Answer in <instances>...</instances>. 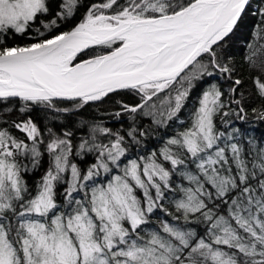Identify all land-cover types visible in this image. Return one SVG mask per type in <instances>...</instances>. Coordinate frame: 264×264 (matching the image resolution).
Here are the masks:
<instances>
[{"label": "snow or ice", "instance_id": "obj_1", "mask_svg": "<svg viewBox=\"0 0 264 264\" xmlns=\"http://www.w3.org/2000/svg\"><path fill=\"white\" fill-rule=\"evenodd\" d=\"M0 264H264V0H0Z\"/></svg>", "mask_w": 264, "mask_h": 264}, {"label": "trees", "instance_id": "obj_2", "mask_svg": "<svg viewBox=\"0 0 264 264\" xmlns=\"http://www.w3.org/2000/svg\"><path fill=\"white\" fill-rule=\"evenodd\" d=\"M243 48H244V44H243V42H241L238 45V49H243ZM233 52L235 54L237 62L242 63V52L238 51L236 49H233ZM86 58H88V57L81 55V57H78V60L86 59ZM119 95L123 96V98L126 100L134 99V98L129 97L128 94L121 93ZM111 107H112V105L109 103V104L103 105L100 109L91 108V109H89V114H97L98 115L100 112L104 111V109L111 108ZM31 115L33 116L34 119L37 120V122L43 120V111L40 109H36L33 113H31ZM182 115H183V113H182ZM43 123L46 124L47 120H43Z\"/></svg>", "mask_w": 264, "mask_h": 264}]
</instances>
